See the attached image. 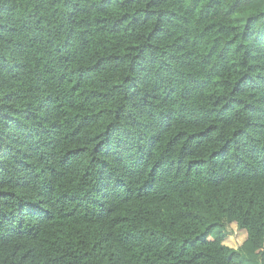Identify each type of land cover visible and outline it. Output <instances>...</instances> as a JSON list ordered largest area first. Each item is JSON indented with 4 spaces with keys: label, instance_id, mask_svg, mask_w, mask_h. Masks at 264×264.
Instances as JSON below:
<instances>
[{
    "label": "trees",
    "instance_id": "trees-1",
    "mask_svg": "<svg viewBox=\"0 0 264 264\" xmlns=\"http://www.w3.org/2000/svg\"><path fill=\"white\" fill-rule=\"evenodd\" d=\"M0 264H264V0H0Z\"/></svg>",
    "mask_w": 264,
    "mask_h": 264
}]
</instances>
